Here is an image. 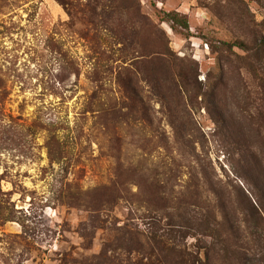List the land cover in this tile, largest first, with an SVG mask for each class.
Returning <instances> with one entry per match:
<instances>
[{
	"label": "rangeland",
	"instance_id": "obj_1",
	"mask_svg": "<svg viewBox=\"0 0 264 264\" xmlns=\"http://www.w3.org/2000/svg\"><path fill=\"white\" fill-rule=\"evenodd\" d=\"M170 12L190 29L162 22ZM235 42L250 51L228 50ZM157 50L162 63L143 57ZM0 74V121L12 124L0 128V208L12 218L0 264L136 260L126 232L145 230L151 165L177 195L219 189L229 212L243 191L264 202V0H7ZM134 95L143 119L125 108ZM37 118L61 129L26 130L25 153L1 149ZM55 134L62 165L48 157Z\"/></svg>",
	"mask_w": 264,
	"mask_h": 264
},
{
	"label": "trees",
	"instance_id": "obj_2",
	"mask_svg": "<svg viewBox=\"0 0 264 264\" xmlns=\"http://www.w3.org/2000/svg\"><path fill=\"white\" fill-rule=\"evenodd\" d=\"M5 4L7 0H0V8ZM162 22L169 24L173 30L190 29L188 18L177 12L166 14ZM226 47L228 50L240 48L244 52L250 51V48L241 42L227 44ZM143 57L149 63H162L168 56L165 51L157 50L145 51ZM179 78L182 80L181 76ZM5 83L0 74V106L8 98ZM189 86L190 84H187L186 89ZM125 108L134 114H140L142 119L143 114L150 109L135 95L128 99ZM145 120L148 123L150 121L149 118ZM11 125L0 121V128L4 131ZM15 127L20 129L13 130L14 137L2 139V150L8 147L25 153L22 138L26 130L30 132L35 128L47 127L55 131L61 129L60 125L41 118L35 119L28 129L21 125ZM241 147L247 149L248 155L254 158L249 145ZM47 148L50 163L62 165L65 159L64 149L57 134L49 141ZM150 167L147 168L150 172L147 177L149 187L142 194L145 199L148 197L146 200L148 206L145 207L142 217L145 230L126 232V250L137 255L136 260H130L129 264H264V202L259 200L257 194H254L256 197L254 199L243 191L242 198H237V209L229 212L219 189L210 188L209 197H203L199 191L190 198L185 194L177 195L174 190L168 189L169 181L162 180L165 173L160 170L162 171L163 167L159 165ZM114 196L116 199L117 194L114 193ZM81 198V193L75 195V207H80L77 203ZM11 219V216L6 215L0 208V227L11 222ZM186 232L193 233L189 235L197 240L200 252L191 251L182 242V235ZM94 259L95 261L85 259L82 264H114L105 255Z\"/></svg>",
	"mask_w": 264,
	"mask_h": 264
}]
</instances>
